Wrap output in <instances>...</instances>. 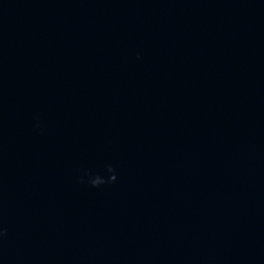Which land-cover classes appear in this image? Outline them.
I'll use <instances>...</instances> for the list:
<instances>
[{"label":"water","instance_id":"1","mask_svg":"<svg viewBox=\"0 0 264 264\" xmlns=\"http://www.w3.org/2000/svg\"><path fill=\"white\" fill-rule=\"evenodd\" d=\"M3 230L264 241V0H0ZM0 264H264V242H0Z\"/></svg>","mask_w":264,"mask_h":264},{"label":"clouds","instance_id":"2","mask_svg":"<svg viewBox=\"0 0 264 264\" xmlns=\"http://www.w3.org/2000/svg\"><path fill=\"white\" fill-rule=\"evenodd\" d=\"M108 171L111 172V173H114L115 172V169L109 165L108 166ZM117 179V176L116 175H111L108 179H105L99 175L95 176V177H92L90 179V183L93 187H99L103 184H106V183H109V182H115ZM81 182L83 183L84 182V178L81 177ZM7 235V232L6 230H3V231H0V236H5Z\"/></svg>","mask_w":264,"mask_h":264}]
</instances>
